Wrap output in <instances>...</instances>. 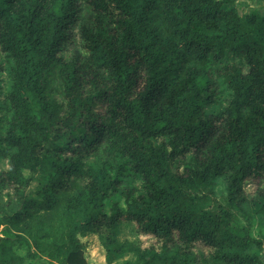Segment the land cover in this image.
<instances>
[{
    "label": "trees",
    "instance_id": "trees-1",
    "mask_svg": "<svg viewBox=\"0 0 264 264\" xmlns=\"http://www.w3.org/2000/svg\"><path fill=\"white\" fill-rule=\"evenodd\" d=\"M235 2L90 0L88 26L79 0H0V264H88L90 233L107 264H263L264 7Z\"/></svg>",
    "mask_w": 264,
    "mask_h": 264
},
{
    "label": "rangeland",
    "instance_id": "rangeland-1",
    "mask_svg": "<svg viewBox=\"0 0 264 264\" xmlns=\"http://www.w3.org/2000/svg\"><path fill=\"white\" fill-rule=\"evenodd\" d=\"M80 14H81V24H87L88 26L96 24V20L100 17L94 12L90 0H79ZM235 7L241 13L248 12L251 9H260L264 7V0H236ZM72 41L68 43L65 48L60 52L59 56L64 61H68L73 58L75 55L83 57L86 52L83 47V43L79 38L78 28L75 30V36H72ZM1 58V56H0ZM7 77L5 74L0 75V86L3 88L7 87ZM55 97L61 101L59 92H55ZM6 169V165L3 164L0 170ZM27 175V173H26ZM39 179V177H36ZM37 179L33 180L30 186V191H33L37 185ZM259 182L256 180H249L245 184V193L248 196L249 200H253L255 192L259 188ZM216 195L219 199L222 197V187L221 185L217 186ZM13 191L10 187H0V211H9L13 205ZM118 197L115 196L114 199ZM109 205V202H107ZM261 202L259 200H253L250 203L252 217L250 218V232L251 236L255 239L264 237V218L259 214ZM6 228L5 225L0 227V238H2L1 231ZM121 240H128L131 242L138 243L141 248L157 247L158 243L150 235H138L134 232L133 228L129 226H123L120 233ZM80 241L84 245L83 257L88 264H107L104 260L105 252L102 249L100 242L94 234H87L85 237H80ZM260 259L264 264V249L261 251L255 250ZM17 253L24 258V264H47V260L38 255L34 258L25 257L26 250L25 248L17 249ZM125 261H134V257L130 253L122 255L119 259H116L111 264H124Z\"/></svg>",
    "mask_w": 264,
    "mask_h": 264
}]
</instances>
